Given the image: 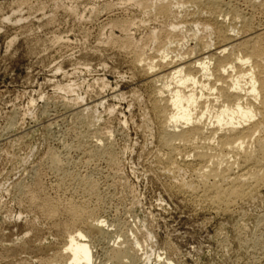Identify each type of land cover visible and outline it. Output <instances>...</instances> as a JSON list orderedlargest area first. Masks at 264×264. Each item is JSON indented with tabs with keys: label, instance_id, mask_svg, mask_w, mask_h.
<instances>
[{
	"label": "rangeland",
	"instance_id": "1",
	"mask_svg": "<svg viewBox=\"0 0 264 264\" xmlns=\"http://www.w3.org/2000/svg\"><path fill=\"white\" fill-rule=\"evenodd\" d=\"M220 1L264 30V0ZM174 2L0 0V264H56L78 230L95 264L115 263L107 251L123 234L140 248L121 264H264V182L229 207L213 206L198 187L197 164L175 176L167 166L171 150L152 109L162 84L153 86L141 65L178 60L194 44L188 31L197 21L198 29L232 25L244 36L226 11L223 18L204 1ZM170 3L176 11L160 14L156 6ZM202 31L203 42L217 43L216 31ZM76 205L85 209L78 218ZM97 219L117 234L100 238Z\"/></svg>",
	"mask_w": 264,
	"mask_h": 264
},
{
	"label": "bare ground",
	"instance_id": "2",
	"mask_svg": "<svg viewBox=\"0 0 264 264\" xmlns=\"http://www.w3.org/2000/svg\"><path fill=\"white\" fill-rule=\"evenodd\" d=\"M185 1L190 4L204 1L208 6L207 11H210L211 13H209L211 15L216 12L220 13L222 17V13L226 11L227 15L232 18L235 23L240 22V24H243V26L240 25L242 27L239 29L240 32L242 31L244 33V36L240 37L236 26L231 25L225 27L221 23V25L217 24V27H212L215 25L214 23L212 26H210L211 24H206L207 26L205 25V28L198 29V27L200 28L201 26H198L199 21H197L196 27L192 28L193 24L188 31L189 34L190 32L192 33L190 35L193 38L194 44L188 47V41H181V37L180 47L184 49L187 46L188 48L186 50L184 49L185 51H181L180 49L181 52H178V54L174 52L177 54L178 60H176L177 58L173 60L175 57L174 53V57H171L172 60L167 62H158V60L154 62V60H152L153 58L148 59L147 57V62L142 64L140 69L144 71L142 74L146 73L148 81L153 86H155L156 83L158 84V82L162 84L160 87L153 88L155 89L156 96L154 100H152L154 101L152 109H154L153 111L156 110L155 112H157L158 118L162 123L161 125H163L162 133L164 137L162 138H165L164 142L171 150V152L168 150L170 155H172L171 153H178L177 156L181 157V159L179 157H177L179 158L177 159L174 155L173 157L168 155L169 153L167 154L168 157H170V159H168L169 164H167V166L170 165V174L175 176L174 173H180L182 167H192L193 164H197L199 167L197 166L198 169L195 167L196 181H198V187L201 185L200 188L204 189L203 192L201 191L204 194V198L210 199V203L213 206L222 204L229 207L230 203H235L243 198L248 191L260 187L259 185H263L264 182V30L254 31L252 26L251 30L248 26L249 23L245 21L246 17L244 19V16L241 15L242 12L239 14V11H237L238 8H235V10L232 8L233 5L230 7L225 5V3L222 4L223 1ZM181 2L175 5L177 7L180 5L183 7V5L186 4L185 2H183V4ZM252 2L256 3L257 1ZM173 3H175L174 0ZM172 5L171 3L160 4L156 7L160 14L167 16L170 15L172 10L176 11L173 9V7L176 6ZM221 7L224 9H221ZM205 8L206 6L203 8L202 12L204 14H206V11L204 12ZM192 14H194V12ZM175 17L177 18L178 16ZM221 17L219 16V18ZM224 17L225 16H223V18ZM212 19L214 20V18ZM249 19L247 18V20ZM228 20L231 21L230 19ZM190 21L191 20H189V22ZM203 22L204 21H201L200 23L202 24ZM173 28L177 29L179 27L175 26ZM182 29L184 28H182L181 25L180 30ZM203 29L216 31V44H213L214 42L212 43L209 37V42L205 43L202 41L208 34L204 36L203 39L201 38L202 40L199 38L198 33L203 32ZM179 32L180 31H178V34L181 33ZM173 33L175 34V30ZM230 33L234 35H230ZM152 35L153 34L149 36H151L153 40H156L157 36H159L156 34V37L154 35L152 37ZM171 35L173 34L171 33ZM203 35H205V33ZM166 38L164 37V39ZM183 39L185 40L186 38L184 37ZM159 40H162V37ZM166 40L168 42V39ZM164 41L162 40V42ZM126 43L128 42L124 44L126 45ZM158 43L160 42L158 41ZM172 44L173 43H171V45ZM177 45L179 46V44ZM127 46H130V44ZM159 47H161L160 44ZM159 47L158 51L161 49ZM170 50V52H173L172 49ZM178 50L179 49H177V51ZM161 51L164 52L162 49ZM162 58L165 60V56ZM134 59H136V57ZM143 60L146 61L144 58ZM134 61L136 64L139 61L138 65L140 62H144L142 60L140 61V59L137 62L136 60ZM176 144L181 146L180 149L182 150L177 149L178 146L176 148ZM108 156L112 157L111 154H108ZM166 168L168 167H165V169ZM166 173L169 174L168 172ZM210 180L212 182H210ZM181 185L182 184H180V186ZM183 185H185V183ZM198 187L193 181V183L187 184L184 188L191 192L196 191ZM92 188L93 187L90 189ZM90 189L88 190L91 191ZM204 200L206 201V199ZM45 204L48 207H52L51 205H53L50 204V202ZM40 205L41 204H39V206ZM76 207L70 208L71 217L78 218L85 211V209L82 210L83 208L79 209ZM95 223L97 224L93 225H95V230L100 235V238H105L109 235L115 236L117 234L106 227L105 221L98 220ZM75 232L74 235L68 237V241L64 245V253L60 252V254L58 253L59 256L58 254L56 255L60 261H55V263L95 264L94 252L90 245L91 241L87 240L89 236L80 230ZM125 235L126 234L122 235V239L124 238L122 243H114L110 248L108 247L109 250L107 252H109V256L116 264H121L123 258H128V253H132L130 259L137 258L139 250H136L139 247L137 241L131 240L128 236L129 234ZM123 246H125V248H123ZM133 261L134 260L131 262ZM168 264H172V262H168Z\"/></svg>",
	"mask_w": 264,
	"mask_h": 264
}]
</instances>
